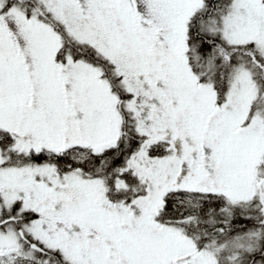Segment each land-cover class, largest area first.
I'll return each instance as SVG.
<instances>
[{"label": "snow or ice", "instance_id": "snow-or-ice-1", "mask_svg": "<svg viewBox=\"0 0 264 264\" xmlns=\"http://www.w3.org/2000/svg\"><path fill=\"white\" fill-rule=\"evenodd\" d=\"M0 264H264V0H0Z\"/></svg>", "mask_w": 264, "mask_h": 264}]
</instances>
